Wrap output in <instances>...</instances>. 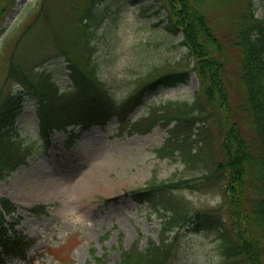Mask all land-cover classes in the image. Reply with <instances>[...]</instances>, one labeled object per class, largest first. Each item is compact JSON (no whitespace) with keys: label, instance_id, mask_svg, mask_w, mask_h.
<instances>
[{"label":"rangeland","instance_id":"374dc122","mask_svg":"<svg viewBox=\"0 0 264 264\" xmlns=\"http://www.w3.org/2000/svg\"><path fill=\"white\" fill-rule=\"evenodd\" d=\"M39 1L16 0L6 14L0 26V77L14 40L32 21ZM243 2L204 0L203 5L213 28L225 33L236 26ZM254 6L255 16L264 17V0H254ZM94 11L97 75L114 98L125 97L168 69L191 68L192 57L180 43V33L171 35L164 30L165 11L158 0H99ZM17 51L26 72L49 74L60 91L70 90L66 62L62 57L46 61L51 52L46 42L24 40ZM232 59L237 63L236 56ZM228 68L229 72L234 69L231 56ZM13 82L10 79L7 88ZM230 87L233 101L243 99L242 87L235 78ZM197 90L196 75L189 69L186 81L144 90L127 119L138 121L170 101L190 103ZM204 106L207 114L211 113V106ZM242 122L247 137L254 141L250 124ZM172 125L158 123L145 133L132 132L113 116L104 125L82 131L72 143L68 132L55 130L46 144L39 133L35 99L27 94L13 130L24 148L22 154L27 156L24 163L0 179V196L16 204L14 216L19 222L15 228L34 243L26 259L8 257L3 264H97L96 256L104 257L107 264H118L121 250L133 243L143 249L149 240H158L160 218L155 205L133 199L131 191L146 187L153 179L184 178L194 183L201 181L206 171L205 164H185L177 151L163 156L158 153L156 149L162 146ZM205 127L203 134L211 137V118ZM78 128L76 125L74 131ZM191 138L187 145L193 153L199 143L194 142L197 136ZM212 145V149L203 145L206 156L198 153L195 159L208 158V150L220 156L217 144ZM166 194L183 210L206 212L199 215L202 223L207 224L211 211V220L215 214L226 218L220 209L222 187L211 186L210 180L197 183L196 189L174 188ZM34 205H44L45 210L32 212L30 207ZM216 224L198 230L182 228L168 264H220Z\"/></svg>","mask_w":264,"mask_h":264},{"label":"trees","instance_id":"16d2710c","mask_svg":"<svg viewBox=\"0 0 264 264\" xmlns=\"http://www.w3.org/2000/svg\"><path fill=\"white\" fill-rule=\"evenodd\" d=\"M98 1L40 0L32 21L14 40L0 77V179L27 156L13 134L27 94L35 99L39 133L46 144L55 130L68 132L72 143L83 130L104 125L113 116L139 133L158 123L172 122L166 140L156 150L161 156L177 151L185 164H205L204 178L194 183L184 178L153 179L146 187L132 190L133 199L155 205L160 232L158 240H149L143 249L133 243L121 250L118 264H168L182 228H210V223H217L214 230L221 244L220 264H264V17L254 16V0H244L236 26L225 33L213 28L204 0H158L165 11L164 30L171 35L180 33V43L192 57L189 69L196 75L198 90L190 103L170 101L134 122L127 116L141 101L144 90L186 81L189 69H168L125 97L114 98L97 75L93 25ZM15 3L0 0V26ZM33 39L50 45L46 61L57 57L65 60L70 90L60 91L49 74L35 76L24 70L17 49L20 52L24 40ZM229 56L234 65L230 72ZM232 56L237 57V63ZM232 78L242 87L243 99L239 101L231 99ZM10 79L13 86L7 88ZM204 105L211 106V113L207 114ZM210 118L211 137L203 134ZM242 120L250 124L254 141L247 137ZM191 136H197L194 142L199 143L193 153L187 145ZM215 143L220 156L208 150V158L195 159L198 153L206 156L203 145L212 149ZM209 180L211 186L222 187L220 209L226 218L215 214L211 220V211L207 224L202 223L199 215L206 212L183 210L166 194L174 188L196 189L197 183ZM15 210L10 198L0 196V264L8 257L26 259V251L34 243L15 228L19 222ZM30 210L39 212L45 206L34 205ZM95 259L97 264H107L104 257Z\"/></svg>","mask_w":264,"mask_h":264},{"label":"bare ground","instance_id":"6f19581e","mask_svg":"<svg viewBox=\"0 0 264 264\" xmlns=\"http://www.w3.org/2000/svg\"><path fill=\"white\" fill-rule=\"evenodd\" d=\"M96 185H97V183H96V184H93L92 188L95 187ZM85 186H86V181L81 185L80 192H81L82 190H84V187H85Z\"/></svg>","mask_w":264,"mask_h":264}]
</instances>
